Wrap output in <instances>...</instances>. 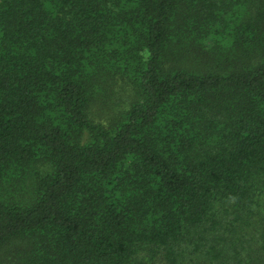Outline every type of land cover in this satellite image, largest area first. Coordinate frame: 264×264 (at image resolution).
Listing matches in <instances>:
<instances>
[{
    "label": "trees",
    "instance_id": "obj_1",
    "mask_svg": "<svg viewBox=\"0 0 264 264\" xmlns=\"http://www.w3.org/2000/svg\"><path fill=\"white\" fill-rule=\"evenodd\" d=\"M0 264H264V0H0Z\"/></svg>",
    "mask_w": 264,
    "mask_h": 264
},
{
    "label": "rangeland",
    "instance_id": "obj_2",
    "mask_svg": "<svg viewBox=\"0 0 264 264\" xmlns=\"http://www.w3.org/2000/svg\"><path fill=\"white\" fill-rule=\"evenodd\" d=\"M104 88L96 90L91 106V117L94 119H104L110 121L114 113L121 107L127 105L132 98L133 91L125 82L119 80L118 83L106 82ZM119 106L121 107H117Z\"/></svg>",
    "mask_w": 264,
    "mask_h": 264
}]
</instances>
